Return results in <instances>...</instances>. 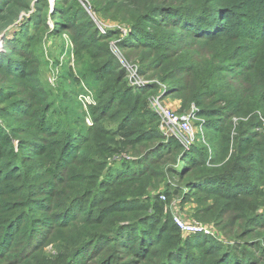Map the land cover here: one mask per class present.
I'll return each mask as SVG.
<instances>
[{"label":"trees","instance_id":"obj_1","mask_svg":"<svg viewBox=\"0 0 264 264\" xmlns=\"http://www.w3.org/2000/svg\"><path fill=\"white\" fill-rule=\"evenodd\" d=\"M80 1L95 14L127 30L122 41L115 43L123 61L132 64L137 61L140 74L156 82L136 91L126 85L123 66L111 48V42L119 40L120 30L106 29L101 33ZM32 4L36 9L32 18L34 26H46L48 20H53L55 34L67 32L74 44L89 51L101 74L98 83L104 88L102 95L114 103L117 114H124L115 132L95 124L87 130L91 155L97 156L102 150L116 155L120 150H111L112 144L129 146L136 157L133 163L136 171L113 172L111 175L116 174L115 177L101 182V195L85 207L82 202L89 192L85 186L90 184V179L82 172L84 149L80 147L76 159L63 168L61 162L70 137L62 139L57 133L50 135L49 141L39 139V135L47 132L30 111L46 109L45 93L31 82L30 66L23 72L10 65L9 60L19 55L16 48L11 49L7 57L0 59V102L8 106L6 115L12 106L19 118L29 122L32 133L25 127H13L9 133L0 127V224L8 225L0 238L4 241L9 238V225L20 210L17 203L8 204L10 186L15 185L11 198L27 203L29 208L31 195L48 184L53 190L41 210L49 219L55 216L60 221L52 228L64 234L65 240L60 243L84 245V251L94 248V255L83 264H264V216L256 215V210L264 204L259 191V186L264 185V137L261 121L255 119L259 111L264 117V52L258 53L253 80L248 79L239 88L230 85L220 75L225 71L220 62L228 60L227 53L235 52L230 44L233 39L224 30H217V23L208 19L217 11L224 12L222 16L229 19L235 17L238 14H233L235 3L231 0H54L52 13L48 0H0V32L29 12ZM181 74L183 78L173 82ZM159 85L167 86L165 98L176 96L180 100V112L196 107L198 117L205 119L203 127L214 132L212 141L216 144L212 143L211 147L202 144L184 151L177 141L168 139L165 143L168 145L161 142L158 127L144 130V123L138 120L142 114L149 115L148 100L160 91ZM107 110V106L101 108L102 113ZM228 156L227 163L214 168ZM31 163L32 179L27 175ZM170 175L187 183L182 204L195 202L194 217L214 223L221 237L228 240L227 245H219L203 234L183 239L174 223L177 235H167L164 229L158 231L156 218H152L160 212L158 206H153L154 216H150L147 204L136 200L149 187H158L160 183L168 195ZM63 217H70L71 221H64ZM26 223L23 220L20 226ZM21 230L24 229L19 227L14 231L11 248L20 242ZM34 233L33 228L32 236ZM198 248L197 254L194 251ZM41 253L38 250L32 251V255L8 254L0 258V264H49L48 256L42 258L44 262L40 261Z\"/></svg>","mask_w":264,"mask_h":264},{"label":"rangeland","instance_id":"obj_2","mask_svg":"<svg viewBox=\"0 0 264 264\" xmlns=\"http://www.w3.org/2000/svg\"><path fill=\"white\" fill-rule=\"evenodd\" d=\"M52 1L54 0H48V4L53 7L54 2L52 3ZM231 1L236 5L233 14H238L235 17L231 16L229 19L222 16L224 12L217 11L214 17L208 19L212 23H217V30H224L233 39L230 44L236 50L235 52L230 51L227 53L228 60L220 62V65L223 67L222 69H225L220 75L224 76L230 85L239 88L248 79H254L253 70L257 66L256 60L258 53L264 52V0ZM81 3L82 7L90 14L94 22H96L101 33H105L107 31L106 29L120 30L118 31L121 33L120 38L118 41L111 42V48L123 66L126 85L136 91L144 89L151 82H156V80H146L140 74V64L137 61L133 64L123 61L122 53L115 46V43L122 41L121 39L128 34L127 30L119 27L116 23L102 18L100 14H95L87 4L84 2ZM54 11L52 8V13ZM35 15L36 9L32 4L29 12L23 13L14 24L0 32V37H2V41L0 42V59L7 57V52L16 48L19 52V55L16 57L19 59L15 57L10 59V65L23 72L26 66L31 67L28 74L30 75V80L33 84H38L44 91L47 104L44 110L34 108L30 111V114H35L37 117L38 125L41 122L44 130L48 133L39 135V139L49 141V136L57 133L59 136H62V139L68 136L70 137V142L66 146V156L62 160L61 166L67 168L72 159H76L79 148L83 147L84 153L82 154V161L83 164L85 163V170L82 172L88 175L90 179V184L85 186L89 192H86V197L82 202L87 207L101 195V182L110 179L113 172L122 170L133 173L136 171L133 165L136 157L129 146H117L114 144L111 145V150H120L116 155H113L112 151L105 150H102L103 152L97 156L91 155L92 145L86 141L89 139L87 130L95 124V127L115 132L124 114L122 116L117 114L118 112L115 109L114 103L111 100L108 101L107 95H102L104 88L98 83L101 74L95 60L90 57L89 51L81 49L74 44L70 40L67 32L55 34L53 32V20H48L46 26H34L32 24V18ZM221 17L223 18L219 20L214 19ZM219 34L221 35L222 33ZM182 78L183 75L181 74L173 82ZM159 87L160 91L148 100L147 111H149V115L145 116L142 114L139 117L138 121L144 123V130L151 129V127H158L162 133L161 142L164 144L168 143V139L177 141L184 151H190L191 148L202 146V144L208 147H211L212 143L216 144V142L212 141L214 132L209 128L206 129L203 127L205 119L198 117L196 107L190 106L186 111L180 112V100L176 96L165 98L164 95L167 86L159 85ZM162 88L163 91L161 90ZM157 103L179 116H188L192 126V134L182 133L179 134V138L172 136L165 137L161 130V118L157 110ZM105 106H107L108 110L102 113L101 108ZM11 107L9 114L6 115L8 106L0 102V127L5 129L7 133L13 127H25V130L30 131L29 134H31L32 128L29 122L19 118L16 110L11 109ZM259 112L256 114L255 119L257 120L258 117L259 121L262 122L264 121V117ZM153 119L157 121L151 124L150 121H153ZM94 120H97V122L95 123ZM71 138H73V141H71ZM189 138L192 142L190 145L185 146L183 143L185 139ZM16 143L17 141L13 145H16ZM14 151L20 157L18 149L14 148ZM149 157L152 156L150 155ZM229 158L230 156L226 157L223 163L216 165L214 168L219 169V166L227 163ZM28 169L29 172L27 175L32 179V163L28 164ZM179 169L180 167L177 168V171ZM62 176L63 174L60 173L59 178ZM24 180L28 183L27 179ZM168 181V195L164 193L166 187L163 183H160L158 187H149L144 193V196L136 200L137 203L147 204L149 207L147 215L150 216H154L155 210L153 206H158L160 212L158 214L156 212V216L152 217L153 219L156 218L158 231L164 229L167 235H174L173 215H176L182 219L181 221H186V223L194 222L203 228L205 227V229L211 230L217 236H210L205 232L202 233L208 236V238L214 239L213 241H216L219 245H227L228 240L221 237L214 223L210 222L208 224L194 217L197 208L195 202L182 204L183 195L187 191V183L175 179L174 175H170ZM45 182L49 183L50 180H46ZM95 182L97 183L96 186H94ZM152 182H155V180H152ZM14 186L11 185L7 190V201L8 204L17 203L20 210L15 214L14 222L9 225L11 228L9 238L6 241H4V238H0V258H4L8 254L12 256H18L20 254L32 255V251L40 250L42 252L40 255L41 262H44L42 258L48 256L49 264H57L59 261L58 264H62V261L65 259H69L66 264H83V261L88 260L94 255L95 251L93 247L84 251V245L74 247L60 243L61 240H65L63 239L64 234L52 230L54 224L60 221L58 219L56 220L55 216L49 219L47 213L41 210V206L47 205L48 203L50 198L48 193L53 190L50 185L47 184L44 190L31 195L32 207L29 208L26 207L27 203L11 198L10 193ZM154 188L158 189L154 190ZM259 191L264 197L263 184L259 186ZM256 215L260 217L264 216V204L256 210ZM62 219L64 221H71L70 217H63ZM23 220L28 221V223L20 226ZM7 227V224L5 226L0 224V233L5 234ZM19 227L24 229L20 231L23 235L16 247L11 248V244L15 238L14 231H17ZM33 228L35 229V233L32 236ZM50 233L53 234L52 237H50ZM186 237L188 236L182 235L181 238L185 239ZM199 250L200 248L194 252L198 254ZM60 257H63L62 260H60ZM255 257H258V254Z\"/></svg>","mask_w":264,"mask_h":264},{"label":"built area","instance_id":"obj_3","mask_svg":"<svg viewBox=\"0 0 264 264\" xmlns=\"http://www.w3.org/2000/svg\"><path fill=\"white\" fill-rule=\"evenodd\" d=\"M157 110L159 111V116L161 118V130L163 134L166 137H175L179 138V134H192V126L189 121L188 116H179L173 111H170L168 109H165L161 107L157 103ZM261 133L264 137V121L261 122ZM192 140L185 139L184 145H190ZM182 219L179 218L176 215H173V222L175 226L179 229V231L182 233V235L190 236V235H196V234H203L202 232H205L206 234H209L210 236H214L215 233L211 230L203 228L201 225L189 222L186 223V221H181Z\"/></svg>","mask_w":264,"mask_h":264},{"label":"water","instance_id":"obj_4","mask_svg":"<svg viewBox=\"0 0 264 264\" xmlns=\"http://www.w3.org/2000/svg\"><path fill=\"white\" fill-rule=\"evenodd\" d=\"M54 1H52V3H53ZM53 8V7H52ZM2 41V37H0V42Z\"/></svg>","mask_w":264,"mask_h":264},{"label":"bare ground","instance_id":"obj_5","mask_svg":"<svg viewBox=\"0 0 264 264\" xmlns=\"http://www.w3.org/2000/svg\"><path fill=\"white\" fill-rule=\"evenodd\" d=\"M197 235V234H196Z\"/></svg>","mask_w":264,"mask_h":264}]
</instances>
